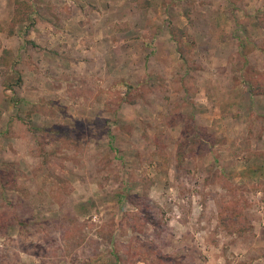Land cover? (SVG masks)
<instances>
[{"label": "rangeland", "instance_id": "rangeland-1", "mask_svg": "<svg viewBox=\"0 0 264 264\" xmlns=\"http://www.w3.org/2000/svg\"><path fill=\"white\" fill-rule=\"evenodd\" d=\"M0 264H264V0H0Z\"/></svg>", "mask_w": 264, "mask_h": 264}, {"label": "trees", "instance_id": "trees-1", "mask_svg": "<svg viewBox=\"0 0 264 264\" xmlns=\"http://www.w3.org/2000/svg\"><path fill=\"white\" fill-rule=\"evenodd\" d=\"M137 2H138V4H142V3H145V2H147L148 3V0H137ZM18 11V10H17ZM15 80H17V82L18 83H20V77L19 76H17L16 77V79ZM132 88V90H133V87H130V88H128V89H131ZM132 90H131V92H132ZM249 92H251V93H255L256 92V87L255 86H252L251 87V89L249 90ZM126 96H128V93H123V94H120V97H121V102L122 101H125V102H128V99H126L127 97ZM131 102L132 101H134L133 99L132 100H130ZM129 101V102H130ZM41 131H42V129H40ZM226 220V219H225ZM23 222H21V224H22Z\"/></svg>", "mask_w": 264, "mask_h": 264}]
</instances>
